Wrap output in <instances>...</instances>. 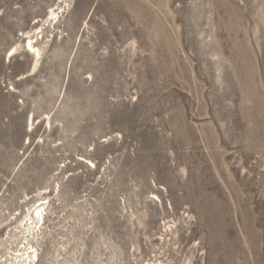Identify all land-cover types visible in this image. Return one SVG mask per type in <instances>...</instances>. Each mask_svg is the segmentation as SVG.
I'll use <instances>...</instances> for the list:
<instances>
[{
    "label": "rangeland",
    "instance_id": "rangeland-1",
    "mask_svg": "<svg viewBox=\"0 0 264 264\" xmlns=\"http://www.w3.org/2000/svg\"><path fill=\"white\" fill-rule=\"evenodd\" d=\"M0 264H264V0H0Z\"/></svg>",
    "mask_w": 264,
    "mask_h": 264
},
{
    "label": "bare ground",
    "instance_id": "bare-ground-1",
    "mask_svg": "<svg viewBox=\"0 0 264 264\" xmlns=\"http://www.w3.org/2000/svg\"><path fill=\"white\" fill-rule=\"evenodd\" d=\"M53 9V8H52ZM60 9V8H59ZM61 10V9H60ZM50 13V12H49ZM51 13L52 14H54L55 12L53 11L52 12V10H51ZM57 13V12H56ZM59 13V12H58ZM60 16V15H59ZM53 17H56V16H53ZM53 17H51V18H53ZM57 17H58V15H57ZM56 17V18H57ZM50 18V17H49ZM55 19V18H54ZM60 18L58 19H55V21L53 22L54 23V25H56V24H58L59 22H60ZM42 27H44V26H42ZM35 33V32H34ZM27 34V33H26ZM33 34V33H32ZM25 35V34H24ZM27 37V36H26ZM35 37V36H34ZM33 36H31V35H28V41L23 45V47H24V49H25V51L26 52H28L29 54H32V56H33V66H32V69L31 70H35L36 68H37V66H38V64H39V62H40V59H41V56H42V53H41V49L38 47V46H36V43H37V41H38V38L36 39V38H34ZM41 47V46H40ZM19 50H20V48L19 47H15V56L19 53ZM11 54V53H10ZM14 53H12V55H13ZM32 117L30 116V118H29V120L31 119ZM32 123V122H31ZM31 125V124H30ZM42 204H44V203H41L36 209H35V211L33 212V214L30 216V221H32L31 222V225H34V223H35V220H36V218L39 220L38 222H40L41 220H43L44 218H43V211H42ZM35 213H37L36 215H35ZM29 220H28V222H27V224L29 223ZM37 223V222H36ZM41 223V222H40ZM28 227V226H27ZM33 226H31V228H32ZM29 228H30V226H29ZM30 233H31V229H30ZM30 257H32L31 256V254L29 255V256H27V259H29ZM31 260V259H30ZM32 261V260H31Z\"/></svg>",
    "mask_w": 264,
    "mask_h": 264
}]
</instances>
